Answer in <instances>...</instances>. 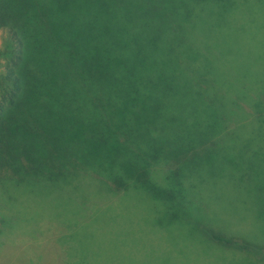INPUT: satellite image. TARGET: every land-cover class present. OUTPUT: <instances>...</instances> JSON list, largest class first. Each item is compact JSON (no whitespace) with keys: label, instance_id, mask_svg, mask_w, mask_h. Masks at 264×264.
Here are the masks:
<instances>
[{"label":"trees","instance_id":"obj_1","mask_svg":"<svg viewBox=\"0 0 264 264\" xmlns=\"http://www.w3.org/2000/svg\"><path fill=\"white\" fill-rule=\"evenodd\" d=\"M247 2L264 37V0H0V236L19 228L22 188L62 195L85 181L113 198L172 199L193 183L194 151L262 152L264 46L256 72L222 36L247 32ZM212 13L219 35L206 28Z\"/></svg>","mask_w":264,"mask_h":264},{"label":"rangeland","instance_id":"obj_2","mask_svg":"<svg viewBox=\"0 0 264 264\" xmlns=\"http://www.w3.org/2000/svg\"><path fill=\"white\" fill-rule=\"evenodd\" d=\"M243 9L239 23H246L247 32L222 36L232 38L233 62L259 72L264 46L259 10L252 2ZM220 23L212 13L206 28L219 35ZM247 148L194 151L193 183L172 199L136 191L113 198L85 181L64 184L62 195L52 188L31 194L22 188L21 207L13 213L19 228L0 236V264H264V176L249 180L240 170L253 166L260 174L264 148ZM207 230L257 248L215 243Z\"/></svg>","mask_w":264,"mask_h":264}]
</instances>
